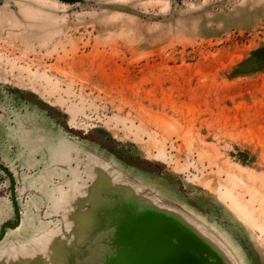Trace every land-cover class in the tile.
Here are the masks:
<instances>
[{
  "label": "rangeland",
  "instance_id": "rangeland-1",
  "mask_svg": "<svg viewBox=\"0 0 264 264\" xmlns=\"http://www.w3.org/2000/svg\"><path fill=\"white\" fill-rule=\"evenodd\" d=\"M0 162L4 250L91 168L264 264V0H0Z\"/></svg>",
  "mask_w": 264,
  "mask_h": 264
},
{
  "label": "water",
  "instance_id": "water-1",
  "mask_svg": "<svg viewBox=\"0 0 264 264\" xmlns=\"http://www.w3.org/2000/svg\"><path fill=\"white\" fill-rule=\"evenodd\" d=\"M0 170L10 180L15 214L14 224L8 221L0 227L1 244L6 230L20 227L22 219L15 176L2 162ZM88 179L89 187L80 190L79 196H73L75 186L69 184L62 197L64 204L58 199L59 224L34 234L37 240L24 242V246L16 244L15 250V244L7 246L13 247L8 250L0 248L4 251L0 264H234L223 248L183 215L157 206L150 197L138 196L127 186L111 187L104 171L90 168L85 182ZM35 241H41L40 245Z\"/></svg>",
  "mask_w": 264,
  "mask_h": 264
},
{
  "label": "crops",
  "instance_id": "crops-1",
  "mask_svg": "<svg viewBox=\"0 0 264 264\" xmlns=\"http://www.w3.org/2000/svg\"><path fill=\"white\" fill-rule=\"evenodd\" d=\"M13 132H15V130H14ZM20 132H21L22 134L26 133V132H25V129H24V130H20ZM5 164H6L10 169L13 168V167L10 166L8 163H5ZM12 170H13V169H12ZM37 182H38V180H37V181L35 180V181L32 183V186L35 187V186L37 185V184H36ZM38 193H39V192H38ZM40 194H41V193H40ZM40 198H41V197H40ZM40 200H41V205H42V203H43V199L41 198ZM34 202H36V200H35ZM34 206H35V204H34ZM6 207H7V208H4V210L9 209L7 204H6ZM0 208H1V207H0ZM7 212H8V214H11L9 210H7ZM40 212H41V211H40ZM31 216H32V218H34V219L37 218V217H35L34 214H32ZM9 217H10V216H8V218H9ZM25 217L28 218V215L25 216ZM24 220H25V219H24ZM35 220H36V219H35ZM26 221H27V220H26ZM24 222H25V221H24ZM22 224H23V222H21V225H22ZM21 225H20V227H18L17 229L11 230V232H9V231L7 230V234L11 233V234H9V235H12L13 233H17L18 230H21ZM41 228H42V227H40V226H38V227L35 226V229H34L32 232L35 231V234H36V233H38V232L41 230ZM9 230H10V229H9ZM7 237H8V235H6L5 238H7ZM27 238H29V236H27ZM21 239H25V237H20V239L18 238V240H21ZM32 240H33V239H32ZM14 244L16 245V243H13V245H14ZM36 245L39 246L40 244H36ZM20 246H24V245L22 244V245H20Z\"/></svg>",
  "mask_w": 264,
  "mask_h": 264
},
{
  "label": "flooded vegetation",
  "instance_id": "flooded-vegetation-1",
  "mask_svg": "<svg viewBox=\"0 0 264 264\" xmlns=\"http://www.w3.org/2000/svg\"><path fill=\"white\" fill-rule=\"evenodd\" d=\"M4 164V163H3ZM6 165V164H5ZM7 166V165H6ZM8 167V166H7ZM9 168V167H8ZM10 169V168H9ZM13 172V171H12ZM8 179V177H6ZM9 182V194H10V200H11V193H10V180L8 179ZM7 231V230H6Z\"/></svg>",
  "mask_w": 264,
  "mask_h": 264
}]
</instances>
